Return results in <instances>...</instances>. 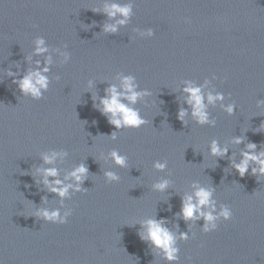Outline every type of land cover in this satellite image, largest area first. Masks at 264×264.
I'll use <instances>...</instances> for the list:
<instances>
[{
	"label": "water",
	"instance_id": "obj_1",
	"mask_svg": "<svg viewBox=\"0 0 264 264\" xmlns=\"http://www.w3.org/2000/svg\"><path fill=\"white\" fill-rule=\"evenodd\" d=\"M112 3L131 5V14L105 33L121 18L103 13ZM36 39L46 53L35 54ZM48 57L43 98L21 96L12 79ZM123 76L148 93L130 105L146 121L136 130L114 129L94 106ZM0 81V264H167L137 235L147 219L188 234L176 241V264H264V178H241L231 166L250 142L264 150V0H0ZM185 82L203 86L205 97L223 94L207 106L214 123L191 117ZM213 140L228 149L224 157L209 154ZM52 151L67 155L45 165ZM80 164L88 169L81 191L64 198L37 174L55 167L56 179L73 183L64 177ZM107 172L118 179L107 181ZM165 180L167 189H154ZM193 184L212 189L217 210L232 211L214 232L179 216ZM42 209L72 214L63 225L45 223L32 215Z\"/></svg>",
	"mask_w": 264,
	"mask_h": 264
},
{
	"label": "clouds",
	"instance_id": "obj_2",
	"mask_svg": "<svg viewBox=\"0 0 264 264\" xmlns=\"http://www.w3.org/2000/svg\"><path fill=\"white\" fill-rule=\"evenodd\" d=\"M103 13L108 19H114L117 16L121 17L116 20L114 24H105L103 31L105 33H115L117 26L126 24L130 14L131 5H120L117 3L106 4L103 8ZM145 33H142L144 35ZM147 36L154 35L152 30H148ZM35 54L41 55L48 51L45 47L43 39L35 40ZM63 55V61L68 62L69 56ZM51 63V57H48L45 66L40 68L39 61L36 62V70H28L19 79L13 78L12 83L16 86L21 96L28 97L31 100L38 101L43 98L44 92L48 90L49 79L46 75L49 71L48 65ZM9 77H14V74L7 73ZM118 85H111L105 90V96L100 98L99 105H95L97 110L101 112L107 119V122L116 130L131 129L136 130L146 124V121L141 118L139 112L130 105H134L138 99L148 95L147 92L137 91V85L134 83V78L131 76L119 77ZM215 79V77H213ZM2 83V81H0ZM208 81H205V86ZM186 86L183 88L185 94V103L191 107V117L199 125L212 124L209 120L207 106L215 102H220L224 99L222 93L213 95L208 93L207 96L202 92L203 86H195L191 82H185ZM91 86V82H89ZM93 101L96 97L92 96ZM126 101V102H124ZM235 105L229 104L224 106V111L228 114L234 112ZM186 115V110L178 111V120L182 123ZM115 132L112 133V138L115 139ZM242 138H235L233 143H242ZM256 143H248L246 150L241 152V159L238 163L233 162L232 168L239 177H243L246 173L257 178V182L264 178V150L257 152ZM228 152L226 147H221L217 141L213 140L209 145V154L215 157L222 158ZM67 155L66 152H48L42 155V160L45 165H52L57 158H63ZM111 158L115 165L125 166V157L119 155L116 151L111 152ZM251 165V168H250ZM154 167L157 170H163L166 165L163 163H156ZM250 169V171H249ZM37 174L43 176L42 183L47 190L64 198L68 195L69 189L75 192L81 191V185L87 177L88 169L84 164L76 166L65 177L64 180H71L73 183L65 184L60 179H56L58 171L55 167H48L44 169H37ZM106 179L109 182L116 181L118 177L111 172L105 173ZM48 178H53L49 180ZM154 189L157 191H164L168 187V181H162L155 184ZM193 192L186 195L181 200V207L179 216L185 222L203 220L204 224L201 228L202 233L207 234L214 232L220 221L228 222L232 218V211L227 205H222L219 210L216 209L215 202L212 199L213 191L210 188L201 187L198 184L192 185ZM71 210L65 211L63 214L59 210H37L32 213L36 218L43 220L45 223L63 225L67 218L71 215ZM163 220L147 219L140 225L137 235L141 241L147 242L153 249L157 250L167 264H176L178 260L179 249L176 247L177 239L187 241L189 236L187 233H181L179 237L175 236L169 229L164 226Z\"/></svg>",
	"mask_w": 264,
	"mask_h": 264
}]
</instances>
